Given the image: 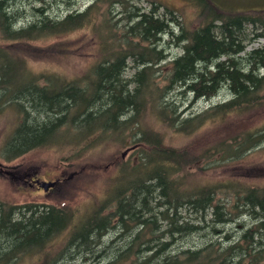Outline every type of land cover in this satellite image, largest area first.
<instances>
[{
    "label": "trees",
    "instance_id": "1",
    "mask_svg": "<svg viewBox=\"0 0 264 264\" xmlns=\"http://www.w3.org/2000/svg\"><path fill=\"white\" fill-rule=\"evenodd\" d=\"M23 1L29 2L31 16L16 26L20 16L16 6ZM145 1L147 8L138 6V0H92L83 9L51 15V2L66 1L0 0V110L10 103L23 110L16 126L21 149L15 155L44 147L53 137L63 146L65 136L75 134L73 145L93 137L79 150L80 162L87 163L85 151L101 143L117 152L122 132L129 130L137 161L132 165L124 162L129 167L122 170L134 173L135 178L113 198L117 201L112 216L99 214L103 220L111 221V227L122 225V232L133 225L132 236L127 233L129 243L140 241L143 249L159 252L171 244L169 237L177 239L204 229L213 234L212 239L197 245L169 250L152 264H264V215L241 229L239 241H235L237 237L231 240L224 229H215L224 221L235 220L244 206L264 213V176L249 174L247 169L252 165L249 160L264 155V43L248 48L264 38V0H249L242 7H232L236 5L233 0H188L193 26L181 9L159 0ZM47 40L52 42L37 46ZM170 42L178 46V52L170 53ZM79 52L91 61L73 82L57 81L55 73L49 72L50 80L42 87H28L9 96L4 66L16 67L12 87L14 77L29 74L23 65L33 62L32 57L48 58L56 65ZM128 68L133 70L130 76L126 75ZM35 84L29 82V86ZM188 98L210 103L180 112ZM29 112L34 116L27 123ZM146 115L159 124L158 130L139 127ZM168 131L187 137V142L169 144ZM38 139L42 140L37 143ZM32 140L35 142L29 143ZM262 161L258 167L264 173ZM213 162L217 165H211ZM223 167L236 170L223 173L216 181L199 182L207 174L205 168ZM100 169V165L88 166L86 172ZM155 190L158 194L152 201ZM172 193L180 204H170ZM152 202L161 206L159 211L152 208ZM125 204L127 211L122 210ZM69 206H49L46 217L29 228L11 225V250L32 235L38 237L44 227L50 246L69 228ZM89 219L71 226L63 253L46 264H62L66 250L79 251L81 257L85 250L88 258H99L93 248L102 243L89 237ZM80 236L90 239L76 242ZM152 239L155 244H149ZM223 240H227L224 245ZM131 245L104 264H150L141 259L142 248L130 250ZM259 246L263 248L259 250Z\"/></svg>",
    "mask_w": 264,
    "mask_h": 264
},
{
    "label": "rangeland",
    "instance_id": "2",
    "mask_svg": "<svg viewBox=\"0 0 264 264\" xmlns=\"http://www.w3.org/2000/svg\"><path fill=\"white\" fill-rule=\"evenodd\" d=\"M66 2H59V4L54 5L50 4L52 8L51 15L62 14L69 10L74 9H83L85 5L92 0H65ZM162 3L168 4L172 7H176L181 9L182 15L186 21L192 20L193 22L190 24L193 26L195 24V18L191 12V7L189 5L188 0H159ZM236 5H232V7H242L243 5H247L249 0H233ZM28 1H23L17 4L16 8L19 9L18 22L16 26H21L25 24L28 19H30L31 11L29 10ZM26 5V10L23 8ZM137 5L140 7H148V3L145 0H138ZM118 12V10H116ZM116 16V15H115ZM70 37H74L71 35ZM50 40H47L43 45H38L40 47H44ZM44 42V41H43ZM264 43V38H260L248 48L258 47L260 44ZM36 45V44H32ZM169 51L170 53H176L179 51L178 46L169 43ZM9 52H12V47L10 46ZM33 62L27 61V64L23 65L24 70L28 71L26 77H14L12 82L14 83L13 92H11V74L13 72H17L16 67H12L11 65L4 66L3 70V79H5L6 90L11 97V94L17 93L20 90H28V87H42L49 78V72H54L57 78V81H65V82H73L77 76L81 73H85V67L90 64L91 59H87L86 56H82L81 53L72 54L69 57H64L59 60L56 65H52L55 63L49 62L48 58L39 57L36 60V56L32 57ZM51 65V67H47L45 65ZM126 75L130 76L133 73L131 68H128L126 71ZM28 76V77H27ZM33 79L31 80V78ZM28 81V82H26ZM36 82L35 85L29 86V82ZM82 88L78 86V90L80 91ZM190 98L185 101V105L182 107L183 110L180 112L186 111L187 113L198 110L210 102L204 100H199L192 102ZM25 106L23 105L22 109ZM23 111V110H22ZM22 111L19 107L12 106L11 103L3 106V109L0 110V163L4 166V169H9L11 171V181L8 177H0V196L5 200H11V205H20L31 199H39L40 196H31L33 195V191L27 190L28 187L24 180L26 179V174L30 173V171H37L38 175L44 179H58V177H63L64 180L59 184L58 190L52 195H48L46 198L47 204L51 206L61 207L65 205H70V210L68 211V215L70 216L71 223H69V228L64 229L57 238L53 240L50 246L44 247V261L36 260L33 255L22 254L14 264H45L50 262L51 259L56 254H61L64 249L65 241L71 232V226L79 225L80 222L85 221V217H90L88 223L97 222L95 218L100 217L99 214H107L104 213V207L113 204V198L117 194L118 191L123 189L122 187L125 183L130 180L135 174L130 175L123 168L129 167L125 166L124 162L128 163V165L135 164L137 161V156L133 150V146H131V137H129V130L126 129L122 132L123 142L119 143L121 147L114 152L113 148H106L107 146H102L101 143L98 145L92 146L88 152L85 151V157H87V163L83 161L80 162L79 150L86 142H90L93 137L88 140L82 141L77 144H72L74 139L76 138L74 135L65 136L63 146H59L57 143V138L53 137L50 140V144L42 145L44 147H36L28 151L21 152L18 155H15L21 149L20 145H17V137L18 133L16 131V126L18 123L22 121ZM33 114L29 112L27 114L28 121H31L33 118ZM154 128L158 130L159 124L153 120L149 115H146L139 124L141 129L144 127ZM81 128L79 125L75 127V130L78 132ZM166 141L169 144L174 146H181L185 144L188 140L187 137L183 135H176L172 132L168 131L166 133ZM105 140V139H104ZM107 141V140H106ZM14 142V143H13ZM56 144V145H55ZM89 144V143H88ZM104 144V142H103ZM48 146V147H45ZM44 148L45 150H43ZM258 154V153H255ZM262 159H264V155L262 154L259 160H249L252 165L247 167L249 174L259 173L264 176V173L261 172L258 165L262 163ZM100 170L96 172L90 171L86 172V168L88 166H99ZM211 165H217V162L211 163ZM251 166V169H249ZM207 174L199 180V182L206 181H216L217 178H220L223 173H227L231 170H236L230 167L223 168H215L214 170H207ZM190 183H186L188 186ZM113 210V207L111 206ZM97 215H96V214ZM85 223V222H84ZM134 226L132 225L130 231H124L122 234L123 241H128L129 236H132V229ZM229 228V227H227ZM231 235L237 234L236 230H230ZM127 233L129 234L127 238ZM213 234L209 232V230H202L196 233H187L183 236H179L177 239L175 238H167V240L172 241L170 245L171 247H187L189 245H197L203 240L212 239ZM166 238V237H165ZM218 238V237H217ZM113 238H104L101 239V245L95 246V250L99 252V259H91L88 258L86 254L81 252V255L78 254L79 251L74 253L71 250H66L67 254H65V260L61 261L62 264H92L95 260L98 261H106L108 257H111L114 251L110 252L111 244L113 243ZM125 242V241H124ZM223 240V245H224ZM27 249V248H24ZM112 250V248H111ZM71 251V252H70ZM59 254V255H60ZM71 255L70 256H68ZM106 258V259H105ZM113 258V257H112ZM111 259V258H110ZM102 261L101 264H104ZM108 262V261H106ZM105 262V263H106ZM127 264V263H124Z\"/></svg>",
    "mask_w": 264,
    "mask_h": 264
},
{
    "label": "flooded vegetation",
    "instance_id": "3",
    "mask_svg": "<svg viewBox=\"0 0 264 264\" xmlns=\"http://www.w3.org/2000/svg\"><path fill=\"white\" fill-rule=\"evenodd\" d=\"M2 176L8 177L11 181V171L4 169V166L0 163V177ZM25 176L24 182L28 187L27 190L34 192L31 196L38 195L40 197L37 200L31 199L23 205H11V200H5L0 196V264H14L25 252L27 255H33L36 260L44 261L43 249L47 245L46 227L41 230L38 237H29L23 240L19 246H14L11 250V225L29 228L33 224L41 222L42 218L46 217L47 208L51 206L47 204V196L53 195L58 190L59 184L63 182L64 178L60 176L58 179H44L38 175L37 171L32 170ZM42 182H53L54 185L47 190H43L39 186ZM116 201L114 200L113 204L105 206L104 213L107 211V214L112 216L113 210L111 206L114 208ZM113 222H116V219ZM39 226H41V223ZM33 243H36V245H32ZM98 255L100 256L99 253Z\"/></svg>",
    "mask_w": 264,
    "mask_h": 264
},
{
    "label": "bare ground",
    "instance_id": "4",
    "mask_svg": "<svg viewBox=\"0 0 264 264\" xmlns=\"http://www.w3.org/2000/svg\"><path fill=\"white\" fill-rule=\"evenodd\" d=\"M90 108H92V107H90ZM41 140L42 139H38V140H36V142L37 141L40 142ZM32 142H35V140H32L29 143H32ZM157 194H158V191L155 190V192L153 193V199H152V201L155 200ZM169 198H170L169 202H170L171 205H175L176 203L180 204V202L178 200H175V194L174 193H172ZM182 200H184V198H182L181 201ZM159 201H161V204L160 205H162L163 207H161L158 204H156V202L155 203L152 202V204H151L152 205V208H156V210H158V211H159V208L160 207L161 208H164V206H165V204H163L164 203L163 200L159 199ZM181 203H183V202H181ZM170 204H167L168 208H171L172 207ZM127 209H129L127 204H125L124 206H122V210L123 211H127ZM250 209H253V208H250ZM250 209H248V206H244L243 207V210H242V213L235 220H232V221H224L223 223H221L218 226H216L215 229L216 230H221V231L224 229V231L229 232V238L230 239L231 238H234V237H237L239 235V232L241 231V229H244L248 225H254L259 220H261L262 216L264 215V213H261L259 211L256 212L255 210L254 211L253 210L251 211ZM208 212H209V209L207 211H205L204 214H207ZM140 217H142L141 214H140ZM95 219H96L97 222L88 223V224H90L88 226V229H87V231H88V233L90 235L89 237L95 238V239L98 238L100 240L101 239H104L106 237L107 238H110V239L113 238L114 242L113 243H110L111 244V248H112V250L110 248V252L114 251L116 253H113V255L110 257L111 259H112V257H117V256L120 255V253L122 254L123 252H125L127 248L129 249V247H128L129 244L130 245L132 244L131 247H130L131 248L130 250H134L137 247L138 248H142V247L144 248L143 243L140 242V241H136V243H134V241L132 243H129L131 241V240H129L128 243H127V246H126V240H124L125 242L123 241V237H124V236H122L123 235L122 234L123 232H122V230H120L122 228V225H120V226L119 225H116L114 227H111V225H112L111 221L103 220L100 217H97ZM122 222H125V221L122 220ZM163 224H165V222H163ZM80 225H82V224H79V226ZM227 227H229V228H227ZM232 229L237 231V234L236 235L235 234L231 235V231L230 230H232ZM157 233L158 232L155 233V236L157 235ZM30 237L33 238L35 236L32 235ZM89 237L88 236H84V237L80 236L79 239L76 240V242L77 241H80V243H83L84 241L90 239ZM156 238H155V240H156ZM174 238H175V236H174ZM235 239H237L235 241H239L241 238L240 237H237ZM251 239H252V241H255L256 240V239H254V237H252ZM263 240H264V238H263ZM225 241H227V240H224V242ZM155 243L156 242H154V239H152V240L149 241V244H155ZM32 245H36V243H33ZM146 247H149V245L146 244ZM143 248H142V251L139 252L140 253V256H141V259L142 260H148V262H150V264H152L154 262H157L158 261V258L161 256V254L163 255L166 252H168L169 250L170 251H173L175 249V247H171V246L168 247L167 246L166 249H164L163 251L159 252L158 250H146V249H143ZM262 248L263 247H261V246L258 247L259 250H261ZM84 252H85V250H84ZM132 252L133 251H131V253ZM99 258H100V256H99ZM95 259H97V257ZM235 260H236V258L234 257L233 260H231V261H235ZM102 261L103 260H101L99 262L102 263Z\"/></svg>",
    "mask_w": 264,
    "mask_h": 264
},
{
    "label": "water",
    "instance_id": "5",
    "mask_svg": "<svg viewBox=\"0 0 264 264\" xmlns=\"http://www.w3.org/2000/svg\"><path fill=\"white\" fill-rule=\"evenodd\" d=\"M54 183L52 182H43L39 186L43 188V190H47L50 187H53Z\"/></svg>",
    "mask_w": 264,
    "mask_h": 264
}]
</instances>
